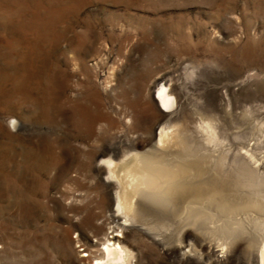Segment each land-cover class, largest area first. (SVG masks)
I'll use <instances>...</instances> for the list:
<instances>
[{"label":"rangeland","instance_id":"374dc122","mask_svg":"<svg viewBox=\"0 0 264 264\" xmlns=\"http://www.w3.org/2000/svg\"><path fill=\"white\" fill-rule=\"evenodd\" d=\"M160 76L182 92L171 128L201 189L161 193L185 220L122 233L124 264L258 263L244 238L264 244V0H0V264H82L105 247L96 157L142 150Z\"/></svg>","mask_w":264,"mask_h":264},{"label":"bare ground","instance_id":"6f19581e","mask_svg":"<svg viewBox=\"0 0 264 264\" xmlns=\"http://www.w3.org/2000/svg\"><path fill=\"white\" fill-rule=\"evenodd\" d=\"M158 78V90L151 96L164 114L160 117L156 128L152 129L151 138L143 145L142 150L139 151L137 142L133 141L127 148L104 149L96 157L99 162L95 166L102 184L107 188L103 190V195L109 197L110 201L106 205L112 210L110 219L114 226L111 234L108 235L105 247L98 249L95 254L93 251L89 253L95 259V264H124L126 262L127 250L123 244L122 233H127L128 229L147 230L149 227H155L167 232L185 220L180 219L175 222L168 219L170 212L166 207V197H164L166 195L161 193L178 194L187 200L193 192H200L201 184L190 179L196 174L190 171L191 166L186 161L187 153L176 148L177 135L171 128L172 123L179 118V112L184 105L182 92L178 90L176 84L170 86V79L167 76ZM168 85L169 88H167ZM173 93L177 94L176 98L173 97ZM141 185L149 190L159 191V195L156 191V193L145 190L139 192L138 188ZM138 194L140 195L137 197ZM248 216L250 215H243L244 218ZM155 223L157 225H154ZM194 225L204 230L212 229L208 223ZM247 227L245 225L243 229ZM208 230L205 232V241L209 253L219 263L225 262L226 257H221L218 253L217 246L220 244H218L217 237ZM247 232L249 233L248 229L242 234H247ZM241 237L243 236L236 235L234 238L231 237L232 240L225 239L224 242L232 249L236 246L235 240ZM244 239V247L253 256L254 261H257V264H264V244L260 248L259 245H252L248 236ZM185 246L188 248L180 247L184 256L193 248L191 243ZM92 257H81L80 262L85 264Z\"/></svg>","mask_w":264,"mask_h":264},{"label":"snow or ice","instance_id":"6c2138e0","mask_svg":"<svg viewBox=\"0 0 264 264\" xmlns=\"http://www.w3.org/2000/svg\"><path fill=\"white\" fill-rule=\"evenodd\" d=\"M15 123V121H13V124Z\"/></svg>","mask_w":264,"mask_h":264}]
</instances>
